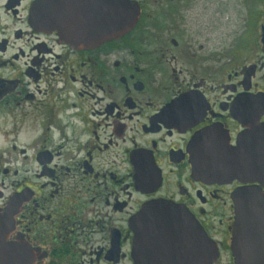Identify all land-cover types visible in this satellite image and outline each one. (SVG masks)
Returning <instances> with one entry per match:
<instances>
[{"label": "flooded vegetation", "instance_id": "obj_1", "mask_svg": "<svg viewBox=\"0 0 264 264\" xmlns=\"http://www.w3.org/2000/svg\"><path fill=\"white\" fill-rule=\"evenodd\" d=\"M40 1L0 0V264H136L132 224L154 227L158 208L214 243L212 264H237L239 215L264 217L241 161L264 157V0H126L134 29L83 45L35 27ZM59 1L78 21L106 9ZM231 154L244 175L193 177L195 157Z\"/></svg>", "mask_w": 264, "mask_h": 264}, {"label": "water", "instance_id": "obj_2", "mask_svg": "<svg viewBox=\"0 0 264 264\" xmlns=\"http://www.w3.org/2000/svg\"><path fill=\"white\" fill-rule=\"evenodd\" d=\"M94 1L96 2V0ZM105 3L106 9H96L85 18V21L83 19L78 21L80 15L61 12L59 0H41L33 7V23L39 29L57 31L61 38L68 41L71 45H83L90 41L103 43L116 40L134 29L139 19V10L136 6L129 4L126 0H104ZM103 7L105 6L103 5ZM257 139L259 142L264 141V137L258 136ZM228 157L225 159L219 157H195L193 177L199 180H206L211 177L218 178L219 175L225 173L234 178L240 173H242L241 175L245 174L243 173L244 163H248L249 161L248 166H250L253 176L256 177L255 179L264 183V157L242 159L243 172H239L238 158L234 154ZM208 164L218 168L208 171L206 168ZM221 164H223V168ZM257 198L260 197L253 194V196H247L246 199L252 200ZM242 206L252 207L251 204L244 202ZM174 214L175 212H171L170 209L158 208L156 213L152 214V222L147 220V224H151L154 227H147L145 232H143L142 221H140L142 217L133 222L136 264H147L143 262L145 261L144 257L146 259L152 258L153 264H180L176 263L174 259L175 242L184 237H186L185 241L188 243L186 252L188 253V264H199L197 259L201 256L202 251L207 260L205 264H212L215 261L218 252L214 243L205 237L197 229L196 225H194L192 230H188L190 233L186 236H184L183 231H180L179 228L175 230L172 226L176 222L170 219L166 221L167 218ZM165 223L167 226L169 225V228L162 226ZM260 223L263 224V228L257 227ZM245 224L248 225L247 230L243 229ZM246 236L252 237L253 240L259 237L264 238V217L259 213L251 211L239 215L234 230L232 251L237 264H264V245H256V249L251 246L253 250L243 248L239 244V241ZM151 241L156 243L154 244L153 251H151L149 246ZM178 254H180L179 249ZM141 258H143V261Z\"/></svg>", "mask_w": 264, "mask_h": 264}, {"label": "rangeland", "instance_id": "obj_3", "mask_svg": "<svg viewBox=\"0 0 264 264\" xmlns=\"http://www.w3.org/2000/svg\"><path fill=\"white\" fill-rule=\"evenodd\" d=\"M242 19L245 17V10L244 8L241 9Z\"/></svg>", "mask_w": 264, "mask_h": 264}]
</instances>
